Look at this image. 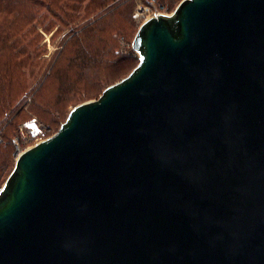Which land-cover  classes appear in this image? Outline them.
<instances>
[{
  "label": "water",
  "instance_id": "water-1",
  "mask_svg": "<svg viewBox=\"0 0 264 264\" xmlns=\"http://www.w3.org/2000/svg\"><path fill=\"white\" fill-rule=\"evenodd\" d=\"M133 48L18 155L0 264H264V0H181Z\"/></svg>",
  "mask_w": 264,
  "mask_h": 264
},
{
  "label": "rangeland",
  "instance_id": "rangeland-1",
  "mask_svg": "<svg viewBox=\"0 0 264 264\" xmlns=\"http://www.w3.org/2000/svg\"><path fill=\"white\" fill-rule=\"evenodd\" d=\"M159 1L165 5L168 14L181 2V0ZM143 2L147 3L146 0L126 1L117 13L109 16L110 32L103 34V38L108 39L109 43L105 61L90 70L85 69L80 76H75L74 86L68 91H64V87H60V79L51 77V74L62 50L67 51L61 58H64L71 50L70 43L73 35L65 36L69 27H64L63 22L57 21L52 30L46 31L45 25H39L41 32L39 34L27 32L31 28V24L23 22L26 35L22 34L23 39L17 44V49L27 48L31 60L20 72L15 73L20 77L18 82H15L12 95L8 96V99L15 102L14 109L0 113V187L14 169L19 153L17 146L25 150L34 145L37 140L35 138L27 140L20 138V129L24 128L25 122L36 118L44 127L46 135H54L74 106L98 98L108 84L119 81L136 67L140 60V57L138 60V52L131 43H127V47L123 48L124 44L121 38L124 36L126 40L135 39L136 32L145 21V16L136 18L134 13ZM127 6L131 7V11L126 13L124 19L119 13L124 11ZM43 11L45 12V8ZM100 12L103 11H97L90 18ZM34 36L37 38L34 40V45L30 46ZM123 51H127L126 58L120 57ZM19 54L23 58L22 51ZM16 138H19V140L17 139L18 144L15 142Z\"/></svg>",
  "mask_w": 264,
  "mask_h": 264
},
{
  "label": "trees",
  "instance_id": "trees-1",
  "mask_svg": "<svg viewBox=\"0 0 264 264\" xmlns=\"http://www.w3.org/2000/svg\"><path fill=\"white\" fill-rule=\"evenodd\" d=\"M126 1L129 0H0V113L14 109L15 102L8 99V96L12 95L15 82H18L20 77L15 73L20 72L31 60L27 48L17 49V44L23 39L22 34L26 35L23 22L31 24L27 32L39 34V25H45L46 31L52 30L57 21L63 22L64 27H69L65 36L73 35L71 50L61 58L67 51L62 50L51 74V77L59 78L60 87L68 91L74 86L75 76H80L85 69L90 70L105 61L109 43L108 39L103 38V34L110 32L108 18L117 13ZM130 9L131 7L127 6L119 14L125 19ZM99 10L103 12L90 18ZM36 36L30 46L34 45ZM11 39L15 40L12 42ZM121 39L125 45H122L123 48L127 47V43L133 44L132 39L126 40L124 36ZM21 51L23 58L19 54ZM127 56V51L121 52V58Z\"/></svg>",
  "mask_w": 264,
  "mask_h": 264
},
{
  "label": "built area",
  "instance_id": "built-area-1",
  "mask_svg": "<svg viewBox=\"0 0 264 264\" xmlns=\"http://www.w3.org/2000/svg\"><path fill=\"white\" fill-rule=\"evenodd\" d=\"M146 1L147 3L143 2L137 7L136 12L134 13V16L136 18L145 16L144 20H147L148 18L152 16H156L161 13L162 14L167 13V8L159 0H146ZM51 136L46 135V131L44 127L36 118L32 119L31 121L25 122L24 128L20 129V138L24 140L25 139L27 140L28 138H35L37 139L35 141V144L43 140H46L47 138ZM17 139L19 140V138H16L15 140L16 143H17ZM17 149L19 152L18 155L22 151H24V148H21L19 146H17Z\"/></svg>",
  "mask_w": 264,
  "mask_h": 264
}]
</instances>
